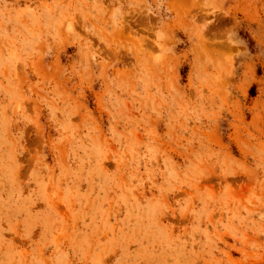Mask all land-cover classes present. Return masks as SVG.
I'll return each instance as SVG.
<instances>
[{
	"label": "rangeland",
	"instance_id": "374dc122",
	"mask_svg": "<svg viewBox=\"0 0 264 264\" xmlns=\"http://www.w3.org/2000/svg\"><path fill=\"white\" fill-rule=\"evenodd\" d=\"M0 264H264V0H0Z\"/></svg>",
	"mask_w": 264,
	"mask_h": 264
}]
</instances>
